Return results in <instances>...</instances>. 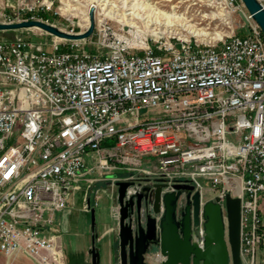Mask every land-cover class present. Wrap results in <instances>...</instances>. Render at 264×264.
<instances>
[{
    "label": "built area",
    "instance_id": "2783aa9c",
    "mask_svg": "<svg viewBox=\"0 0 264 264\" xmlns=\"http://www.w3.org/2000/svg\"><path fill=\"white\" fill-rule=\"evenodd\" d=\"M37 1L2 23H50L40 13L54 1ZM226 1L248 34L140 40L103 19L96 39L50 49L0 38V253L67 264L56 215L75 194L90 212L116 193L118 222L116 182L149 181L219 197L225 218L239 197L241 264H264V33L243 1Z\"/></svg>",
    "mask_w": 264,
    "mask_h": 264
},
{
    "label": "water",
    "instance_id": "95a60500",
    "mask_svg": "<svg viewBox=\"0 0 264 264\" xmlns=\"http://www.w3.org/2000/svg\"><path fill=\"white\" fill-rule=\"evenodd\" d=\"M247 11L264 33V8L259 0H242ZM248 34L249 19L240 13ZM39 28L56 37L80 40L91 36L95 19L91 9L90 25L85 32L72 33L55 24L39 19L14 23L0 22V30ZM145 183V184H144ZM121 206L118 222V264H241V199L226 197V218L219 197L201 201L199 191L191 184H175V191L163 193L166 184L149 181L116 182ZM153 194L151 210L135 208V199L141 202ZM163 206V210H162ZM93 245L89 250L92 264H100L96 246V209L92 208ZM204 227L202 239L194 238L193 227Z\"/></svg>",
    "mask_w": 264,
    "mask_h": 264
},
{
    "label": "rangeland",
    "instance_id": "374dc122",
    "mask_svg": "<svg viewBox=\"0 0 264 264\" xmlns=\"http://www.w3.org/2000/svg\"><path fill=\"white\" fill-rule=\"evenodd\" d=\"M43 1L46 0H38L37 2L39 3ZM51 1H54V4L52 10L47 13L50 16V23L57 25L65 31L73 33L85 32L88 29L90 25L91 15V10H88L91 4H96L97 7L93 8V15L95 19V30L91 35L93 40L97 38V35L94 33L96 32L99 21L103 19L107 20L115 27H124V31L127 34H130L134 38H139L140 40H144L146 37L152 35V28H154L155 26L158 27L157 30L159 31L157 35L165 37L172 34L181 37L194 36L189 33V29L187 28L189 25L198 29L206 28L210 32L223 30L224 34H230L231 32L240 34L242 32L241 26L243 25V19L238 13L232 12V10L226 8V0H143L145 1V3L148 2L149 4L157 6L159 9L166 10L169 12H172L173 7L175 6V11H177L178 15H182L183 18L180 21H176L171 27H167L163 24L148 26L146 25L144 20L138 19L136 20V23L138 25L137 28L131 26L126 21L120 22L115 18H110L106 15H103L104 11L106 10L126 14L127 12L131 11L128 10V8L130 7V4L134 2L133 0H48V2ZM239 1L242 2V0ZM33 2H36V0H0V22L5 21L6 18L11 15H14L15 12L17 13L18 4H32ZM86 12L89 16L88 21L86 20L85 16ZM220 12L222 13L221 17L211 18L212 15L219 16ZM223 15L225 16V19L223 18ZM228 20L230 21L231 27H228L229 23L226 24ZM183 23H187V26H185ZM18 37L31 39L33 41H46L48 42L47 49H50L51 46L49 45L52 42V39H54V37L56 36L51 35L39 28L7 31L0 30V38L13 40ZM203 40L207 42H213L216 39L204 37ZM89 46L91 48L93 47L92 45ZM204 184L206 189L210 185L209 183ZM83 195V191H78L75 194V205L73 207V210L71 211V230L69 233H65L63 235V240L67 245H69L70 241L80 243L85 242L86 245L87 243L92 242L94 234L92 229V218L90 212H84L85 210L83 209ZM209 195L213 196L212 193H209ZM116 202V193H114L113 199H111L106 193L103 194L99 206L96 207V230H98V232L101 223H105V225L107 226L113 224L114 210H111V207L112 205L116 204ZM114 221L115 228L117 230L118 222L115 219ZM8 261L12 262L13 264H31V261H29V259H27L23 255H20V257L17 258H8L2 253H0V264H7Z\"/></svg>",
    "mask_w": 264,
    "mask_h": 264
},
{
    "label": "crops",
    "instance_id": "0c3cea01",
    "mask_svg": "<svg viewBox=\"0 0 264 264\" xmlns=\"http://www.w3.org/2000/svg\"><path fill=\"white\" fill-rule=\"evenodd\" d=\"M110 183V182H109ZM109 183L105 182L103 185L109 186ZM75 205V202H74ZM73 206L57 213L56 215V226L61 234V240L65 249L67 264H92V257L89 253L90 248L93 245L92 242H75L70 241L69 245L63 240V235L69 233L71 230V221ZM96 209V208H95ZM97 211V210H96ZM86 212V211H84ZM87 213V212H86ZM98 238L96 239V246L100 252V264H118L119 263V242L118 233L115 228V221L113 219V224L107 226L105 223H101L99 226ZM20 255L25 256L31 264H37L32 259L24 254H17L13 258L20 257ZM7 264H13L9 262Z\"/></svg>",
    "mask_w": 264,
    "mask_h": 264
},
{
    "label": "bare ground",
    "instance_id": "6f19581e",
    "mask_svg": "<svg viewBox=\"0 0 264 264\" xmlns=\"http://www.w3.org/2000/svg\"><path fill=\"white\" fill-rule=\"evenodd\" d=\"M134 2H132V4H130V7L128 8V10H131L130 12H127L126 14H122V13H116L113 12L111 10H106L104 11V16H108L110 18H115L120 22H128L131 26L133 27H138L137 25V21L138 19L144 20V22L146 23V25H157V24H163L166 25L167 27H171L174 25V23L176 21H180L183 16L182 15H178L177 11H175V6L173 7L172 12L166 11V10H162L159 9L157 6L149 4L148 2L145 3V1L143 0H133ZM161 1V0H160ZM164 1V0H163ZM168 1V0H167ZM69 2V1H68ZM185 2V1H184ZM202 2V1H201ZM152 3V1H151ZM163 5V4H162ZM211 5V4H210ZM160 6V5H159ZM94 7H97V5L95 4H91L90 8L88 11H90L91 9H93ZM178 7V6H177ZM180 7V6H179ZM76 9V8H75ZM87 11V12H88ZM85 14L86 16V20L88 21L89 16L88 14ZM84 14V13H83ZM90 14V13H89ZM184 14V13H183ZM188 14V13H187ZM222 13L220 12L219 16H214L212 15L211 18H218L221 17ZM102 15V16H103ZM186 15V14H185ZM225 16L223 15V18ZM187 19V18H186ZM225 19V18H224ZM190 21V20H189ZM189 23V22H188ZM229 23V24H228ZM184 24V23H183ZM228 27L230 26V21L228 20L227 23ZM185 26H187V23L184 24ZM151 26V27H152ZM37 28V27H36ZM163 28V27H162ZM189 29V33L197 36V37H201L204 39L205 38H210V39H218L221 36H225L228 34H224L223 30H219V31H215V32H210L208 31V29L206 28H194L192 26H188L187 27ZM158 27L155 26L154 28H152V31L154 34H158L159 31L157 30ZM166 29V28H165ZM169 29V28H168ZM176 29V28H175ZM139 30V29H138ZM142 32V31H141ZM210 41V40H209Z\"/></svg>",
    "mask_w": 264,
    "mask_h": 264
},
{
    "label": "flooded vegetation",
    "instance_id": "af4514ba",
    "mask_svg": "<svg viewBox=\"0 0 264 264\" xmlns=\"http://www.w3.org/2000/svg\"><path fill=\"white\" fill-rule=\"evenodd\" d=\"M139 205H141L142 210H151V209H153V206H154V196H153V194L149 198H143L141 200L140 204L137 201V199H135V208L138 207ZM198 230H199V227L198 228H194L193 227L194 238H196V239L198 238Z\"/></svg>",
    "mask_w": 264,
    "mask_h": 264
},
{
    "label": "trees",
    "instance_id": "16d2710c",
    "mask_svg": "<svg viewBox=\"0 0 264 264\" xmlns=\"http://www.w3.org/2000/svg\"><path fill=\"white\" fill-rule=\"evenodd\" d=\"M40 15L42 16V17H44L45 19L47 18V19H50V16H49V14H47V13H40Z\"/></svg>",
    "mask_w": 264,
    "mask_h": 264
}]
</instances>
